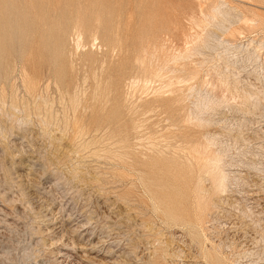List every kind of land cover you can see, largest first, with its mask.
<instances>
[{
  "label": "rangeland",
  "instance_id": "rangeland-1",
  "mask_svg": "<svg viewBox=\"0 0 264 264\" xmlns=\"http://www.w3.org/2000/svg\"><path fill=\"white\" fill-rule=\"evenodd\" d=\"M0 264H264V0H0Z\"/></svg>",
  "mask_w": 264,
  "mask_h": 264
},
{
  "label": "bare ground",
  "instance_id": "bare-ground-1",
  "mask_svg": "<svg viewBox=\"0 0 264 264\" xmlns=\"http://www.w3.org/2000/svg\"><path fill=\"white\" fill-rule=\"evenodd\" d=\"M249 1H250V0H249ZM213 9H214V8H213ZM213 9H212V10H213ZM215 9H216V8H215ZM217 10H218V9H217ZM217 10H216V14L219 12V13H220V14H219L220 17H221L222 15H223L224 17L227 16L226 13H223V11H222V13H223V14H222L220 11L217 12ZM213 12H215V11L213 10ZM213 15H214V14H213ZM223 16H222V17H223ZM215 17H217V16H215ZM227 17H228V16H227ZM225 19H226V18H225ZM213 20H214V19H213ZM221 20H222V19H221ZM211 21H212V20H211ZM79 38H80V37H79ZM204 42H205V41H204ZM93 43H94V42H93ZM180 58H181V56H180ZM180 68H181V67H180ZM23 71H24V70H23ZM25 75H26V74H25ZM179 75H180V74H179ZM25 77H26V76H25ZM27 77H28V76H27ZM153 78H154V77H153ZM188 80H189V79H188ZM24 82H25V81H24ZM177 82H179V81H177ZM29 83H30V82H29ZM135 83H137V82H135ZM31 84H33V82H32ZM31 84H29V85H31ZM148 84H149V83H148ZM138 85H139V83H138ZM31 86H32V85H31ZM33 86H34V85H33ZM176 86H177V85H176ZM170 87H171V86H170ZM174 87H175V86H174ZM185 87H186V86H185ZM28 89H29V88H28ZM143 89H144V88H143ZM168 91H169V90H168ZM27 93H28V92H27ZM166 93H167V92H166ZM28 94H29V93H28ZM169 94H170V93H169ZM251 94H252V93H251ZM248 96H249V95H248ZM236 100H237V99H236ZM232 101H233V100H232ZM201 104H202V103H201ZM200 106H201V105H200ZM195 120H196V119H195ZM189 121H190V120H189ZM149 142H150V141H149ZM152 148H153V147H152ZM191 148H192V146H191ZM191 148H190V151H191ZM193 148H194V147H193ZM193 148H192V149H193ZM195 150H196V149L192 150V155L194 154L193 152H194ZM182 153H183V152H182ZM190 153H191V152H190ZM196 153H197V156H198L199 151H197ZM175 154H176V153H175ZM187 155H188V154H187ZM194 156H195V154H194ZM203 156H204V155H203ZM213 156H214V155H212L211 157H213ZM188 157H189V156H188ZM192 157H193V156H192ZM195 158H196V156H195ZM195 158L193 157V159H195ZM199 158H200V157H199ZM201 158H202V157H201ZM204 158H205V157H204ZM207 158H208V157H207ZM207 158H206V159H207ZM213 158H214V157H213ZM197 159H198V158H197ZM206 159H205V160H206ZM211 159H212V158H211ZM214 159H218V158H216V156H215ZM199 160H201V159H199ZM208 160H209V158H208ZM208 160H207V162H209ZM195 161H196V160H195ZM211 161H212V160H211ZM214 161H215V160H214ZM219 161H220V160H218V161L216 160L215 162H219ZM198 162H199V161H197V163H198ZM221 162H222V161H221ZM210 163H211V165H210L209 163L206 164V161H204V164H206V165L209 164L210 167H211V166H214V165L212 164V162H210ZM216 164H217V163H216ZM219 164H220V162H219ZM197 165H198V164H197ZM206 165H205V166H206ZM205 166H204V167H205ZM214 167L217 168V169H219L218 167H220V166L215 165ZM201 168H202V166H201ZM215 168H214V171L216 170ZM220 168H221V167H220ZM201 170H202V169H201ZM221 170H223V169H219V170H217L216 174L214 173V176L217 175L219 171L221 172ZM222 172H223V171H222ZM221 174H222V173H221ZM225 174H226V173H225ZM218 175H220V174H218ZM218 175H217V176H218ZM217 176H216V177H217ZM226 176H227V175H226ZM226 176H225L224 174H222V175H220L221 178H218V179L216 178L217 181H218L219 179L221 180V181H220V182H221V185L219 186V192H220V191H224L225 189L227 190V188H225V187H226V186H225L226 183L223 184V182L227 179ZM218 177H219V176H218ZM227 177H228V176H227ZM225 178H226V179H225ZM201 179H202V178H201ZM213 179H215V177H214ZM226 182H227V181H226ZM214 183L217 184V182H216L215 180H214V182H212V184H214ZM212 186H214V185H212ZM215 186H216V185H215ZM213 188H214V187H213ZM216 189H217V187H216ZM213 191H214V190H213ZM222 193H223V192H222ZM223 194H224V193H223ZM203 199H204V198H203ZM199 230H200V229H199ZM202 250H203V249H202ZM165 254H166V253H165Z\"/></svg>",
  "mask_w": 264,
  "mask_h": 264
}]
</instances>
